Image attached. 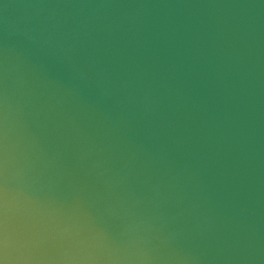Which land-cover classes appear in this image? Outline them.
Listing matches in <instances>:
<instances>
[{
	"label": "water",
	"instance_id": "obj_1",
	"mask_svg": "<svg viewBox=\"0 0 264 264\" xmlns=\"http://www.w3.org/2000/svg\"><path fill=\"white\" fill-rule=\"evenodd\" d=\"M0 264H264V0H0Z\"/></svg>",
	"mask_w": 264,
	"mask_h": 264
}]
</instances>
